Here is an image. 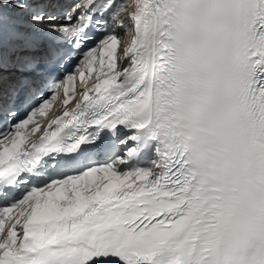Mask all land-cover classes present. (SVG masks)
Masks as SVG:
<instances>
[{"label":"snow or ice","instance_id":"obj_1","mask_svg":"<svg viewBox=\"0 0 264 264\" xmlns=\"http://www.w3.org/2000/svg\"><path fill=\"white\" fill-rule=\"evenodd\" d=\"M0 264H264V0H0Z\"/></svg>","mask_w":264,"mask_h":264},{"label":"bare ground","instance_id":"obj_2","mask_svg":"<svg viewBox=\"0 0 264 264\" xmlns=\"http://www.w3.org/2000/svg\"><path fill=\"white\" fill-rule=\"evenodd\" d=\"M77 90H79V85H77ZM59 103H60V101H59ZM58 106H59V105H58ZM71 106H72V105H69V107H71ZM58 114H60V113H59V111L56 110V112L54 113V115H58Z\"/></svg>","mask_w":264,"mask_h":264}]
</instances>
